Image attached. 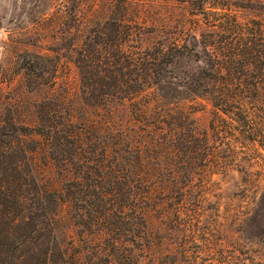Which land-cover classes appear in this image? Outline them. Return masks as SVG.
Returning <instances> with one entry per match:
<instances>
[{"label": "rangeland", "instance_id": "obj_1", "mask_svg": "<svg viewBox=\"0 0 264 264\" xmlns=\"http://www.w3.org/2000/svg\"><path fill=\"white\" fill-rule=\"evenodd\" d=\"M263 53L264 0H0V182L26 195L18 234L31 229L28 240L47 242L46 227L37 230L47 194L37 191L56 186L78 196L63 207L60 233L74 239L79 264H264V148L258 136L241 137L236 114L211 99H223L226 78L239 79L246 65L254 71ZM142 110L147 119L168 111L175 128L187 114L185 133L193 128L186 144L176 132L187 164L178 211L172 202L180 196L161 191L169 177L162 165L179 163L177 149L168 138L144 141L135 169L159 180L146 222L111 162L73 181L81 177L76 147L62 137L84 124L94 149L114 136L107 123L129 131ZM51 125L60 128L48 140L30 132ZM6 198L0 191V209ZM132 226H146L148 239L132 241Z\"/></svg>", "mask_w": 264, "mask_h": 264}, {"label": "trees", "instance_id": "obj_2", "mask_svg": "<svg viewBox=\"0 0 264 264\" xmlns=\"http://www.w3.org/2000/svg\"><path fill=\"white\" fill-rule=\"evenodd\" d=\"M189 3H191V1H189ZM228 28H230V26L225 27V30H228ZM234 32L235 31H233V33ZM240 33H242V31ZM159 53L161 54L162 50ZM160 54L156 56L151 55L152 57H150V60L152 61L154 59L158 61L162 58V54ZM242 70L243 75L239 77V79L226 78L228 81H225L223 89H228V92L225 93V91H223V99L215 96L211 97V99L217 106L223 103L224 113L227 114L233 111L234 114H236L240 122L239 133L241 137L255 140V136H258L257 142L264 148V58L254 71L251 70L249 65H246ZM201 86H203L202 88L205 90L208 88L206 85ZM132 90L133 91H130V95L131 92H135L137 89ZM104 99L108 100L106 97L101 98V100ZM233 107H236V109L232 110ZM171 116L172 115L166 111L160 113L157 117L153 116L152 119H147L143 110L139 112L136 111L135 115L132 114V117L141 122L139 125L129 128V131L128 129H123L121 125L113 126L111 123H107L106 125L110 129V133L114 136H111L110 141L103 139L97 141V146L94 147V149L92 147L93 142L90 141L91 139H89V137H86L89 132V126L83 124L80 129H73L65 132V134L63 133L62 137L72 139L76 147L74 158L76 159L79 170H77L76 173L81 174V177H75L73 181L80 183L84 173L90 174L93 171V173L97 174V171H102L104 167L107 166L105 162H111V169L115 172L116 181L121 182L126 187L129 204L134 207L135 211L139 212L140 220L142 219L146 222L147 213L145 204L150 201V190L152 189L153 183L159 180L158 176L154 180L153 177H149V175L142 172L140 169L136 170L135 168L139 167L140 157L142 155L141 152L146 147L144 141H156L159 143L158 141H161L162 138H168L171 145L177 149L175 151L176 153H173V158L179 159L177 161L179 163H163L162 169L169 172V177L167 183H164L167 187L161 186V191L168 192L172 200H176V196H180L179 200L172 202V204H175V208L177 207L176 211H178L179 207L183 205L182 202L185 203L183 198L186 194L187 187L181 176L183 175V167L186 168L187 164L185 158H180V156L186 157V154L181 153L185 145H183L182 141L176 142V132H183V136L181 135V137H179L181 139L179 140H184L183 142L186 144L192 136L193 128H190V133H185L189 131V126H191L189 125V116L187 114L181 116L182 120L177 124V129L170 125L174 123ZM51 126H53V129H49L47 132H42V129L40 130L36 127H30V132L41 135L47 134L45 138L48 140L52 135V130L54 133L56 129L60 128L54 125ZM131 133H135L136 136H131ZM113 137L118 140L112 142ZM138 137H141V139H138ZM84 138H87V141H85ZM94 161H96V163ZM14 164L15 168H19L21 166V160L17 159L14 161ZM180 164L181 166H179ZM175 166L180 168L176 169L174 168ZM87 167L89 168L87 169ZM162 169H158L157 175H160ZM243 180L242 184L245 187L244 189L250 190V188L248 189L250 177L246 176ZM0 191L7 195L5 199L6 202H4L6 207L0 209V264L80 263V251L75 249L77 247L74 244V239L70 238V240H67L65 233H62L64 235L60 233L61 224L67 219L63 207L69 205V203H73V198L78 197L75 194L69 193L72 192V190L67 189L66 191L64 187L52 186L47 190L41 192L37 191L38 195H41L42 192L47 194L46 200L48 206L45 208L46 224L43 225L44 222L41 221L37 228V230H39L46 227L49 236L45 243L28 240L35 237L34 234H30L31 229L27 231L26 237H22L21 234L19 235L16 231L18 222L24 221L28 217V213L25 212V210H27V206L25 205L26 201L24 200L26 195L11 191L7 181L0 182ZM22 205L25 206L22 207ZM126 211L127 210L120 205L119 212L125 213ZM177 213L179 212H176V214ZM131 218L133 220V216ZM143 228L138 231L139 233L134 232L135 228H133V226L131 229L127 228L126 230L128 236H133L131 238L132 241L134 239H148V228L146 226ZM53 239L54 243H52ZM24 240L28 241L27 243H29L30 248L22 249ZM19 246H21V249ZM69 247L75 250H72L73 252L70 253L68 251ZM95 254L96 253H94L93 256Z\"/></svg>", "mask_w": 264, "mask_h": 264}]
</instances>
